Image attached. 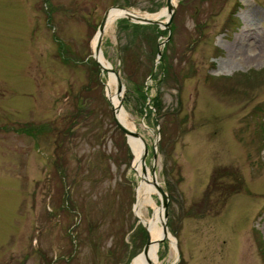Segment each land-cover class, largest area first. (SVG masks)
<instances>
[{
    "label": "rangeland",
    "instance_id": "1",
    "mask_svg": "<svg viewBox=\"0 0 264 264\" xmlns=\"http://www.w3.org/2000/svg\"><path fill=\"white\" fill-rule=\"evenodd\" d=\"M115 6L156 14L167 0H0V264L142 252L133 154L92 58ZM175 6L167 28L117 19L101 42L168 197L178 253L165 240L160 262L264 264V0Z\"/></svg>",
    "mask_w": 264,
    "mask_h": 264
},
{
    "label": "bare ground",
    "instance_id": "2",
    "mask_svg": "<svg viewBox=\"0 0 264 264\" xmlns=\"http://www.w3.org/2000/svg\"><path fill=\"white\" fill-rule=\"evenodd\" d=\"M176 0H171V4L174 6ZM121 14V11L116 9H111L109 11L108 23L111 24L114 22L116 17ZM140 15V14H139ZM144 18H151L155 20H166L168 17L167 8L160 10L156 14H144L140 15ZM96 43V37L94 40V46ZM94 48V47H93ZM98 61L101 64L103 69L111 68L110 64L107 62L103 53H99ZM109 74V80L107 83L106 94L114 110L115 117L117 121L126 129L135 132L137 129L135 126H130L128 113L121 105V94L122 89H117L115 75L113 73L107 72ZM128 144L133 154L132 160V169L135 171L138 178V184L135 192V205L134 212L139 220L140 224L148 229L151 240H156L162 237L163 235V221L164 213L160 206L154 200V196L158 197V200L161 198L160 193L156 186L154 185L152 169H150L145 163L143 165L142 155L144 151V140L139 137H128ZM156 178V177H155ZM153 208V214L149 219L143 217V210L146 208ZM166 241H169L172 248L176 247V241L173 236L169 233L167 235ZM159 244H151L147 253L145 255L139 254L132 260L131 264H163L159 259Z\"/></svg>",
    "mask_w": 264,
    "mask_h": 264
},
{
    "label": "water",
    "instance_id": "3",
    "mask_svg": "<svg viewBox=\"0 0 264 264\" xmlns=\"http://www.w3.org/2000/svg\"><path fill=\"white\" fill-rule=\"evenodd\" d=\"M167 10H168V17L166 19L165 22L163 21H158L155 19H151V18H144L142 16H140L139 14H136L135 12H132L130 10H128L127 8L123 7V6H115L112 9H116L121 11V14L118 15L116 17L115 20L117 19H126L128 21H130L131 23L134 24H139V25H156L158 26L160 29L163 28H167V26L171 23V20L173 18V15L175 13V8L176 6L171 4V0H167ZM111 10V9H110ZM109 10V11H110ZM109 11L106 12V14L104 15L99 27H98V31L96 34V43L95 46L93 48L92 51V58L94 60V62L98 65V67L101 69V71L107 70V72L109 73H113L115 75V80H116V86L117 89H122L123 88V84L121 82L120 76H119V72H117L116 70L112 69V68H108V69H103L101 64L98 61V56L99 53H101V42L103 39V35H104V31L106 29L107 23H108V18H109ZM169 38H167L166 41H168ZM161 56V52L160 50H158V58ZM122 100V98H121ZM113 110V109H112ZM113 119L114 122L116 124V126L125 134V136L128 138L129 136H133V137H139L137 133L132 132L128 129H126L125 127H123L116 119L115 114H114V110H113ZM147 153V147L146 145H144V151H143V155H142V162L143 165L145 163V155ZM152 173H153V179L154 178V170L152 169ZM154 185L156 186V188L158 189L161 198L159 199L160 202V207L163 210L164 213V221L162 224L163 227V235L161 238L156 239V240H151V237L149 235L148 229L146 227H144L145 233H146V242L145 245L142 249L141 255H145L149 249V247L151 246V244L155 243V244H161L162 242H164L167 239V235L169 234V232L167 231V218H168V211H167V203H168V197L167 194L165 193V191L163 190L162 186L160 184H158L157 181H154ZM135 202V201H134ZM176 252L178 253V248L177 246L175 247Z\"/></svg>",
    "mask_w": 264,
    "mask_h": 264
},
{
    "label": "trees",
    "instance_id": "4",
    "mask_svg": "<svg viewBox=\"0 0 264 264\" xmlns=\"http://www.w3.org/2000/svg\"><path fill=\"white\" fill-rule=\"evenodd\" d=\"M121 25H123V23H124V25L126 24V25H133V26H135V27H139V26H143V27H147V26H150V25H139V24H134V23H131V22H129L128 20H125V19H121ZM125 48H126V46H124ZM156 108H158V105H156Z\"/></svg>",
    "mask_w": 264,
    "mask_h": 264
}]
</instances>
